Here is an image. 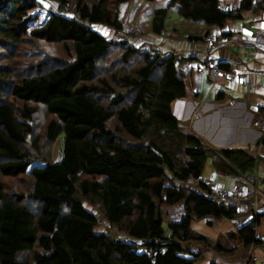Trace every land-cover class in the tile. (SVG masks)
Instances as JSON below:
<instances>
[{"label":"trees","instance_id":"obj_1","mask_svg":"<svg viewBox=\"0 0 264 264\" xmlns=\"http://www.w3.org/2000/svg\"><path fill=\"white\" fill-rule=\"evenodd\" d=\"M45 1L0 0V264H197L204 252L189 242H210L194 219H239L254 208L215 202L196 178L210 158L217 173L239 176L253 172L260 157L247 148L212 150L174 117L172 102L187 94L176 55L149 42L112 41L90 27L124 31L121 6L130 0ZM169 6L223 26L245 10H264V0H242L230 10L220 0ZM155 26L161 32L165 24L158 29L156 19ZM46 45L62 47L67 57L46 54ZM114 47L129 67L119 74L126 95L113 109L100 98L115 90L99 63ZM39 110L52 116L44 136L34 124ZM61 135V155L52 161ZM45 148L48 155L37 160ZM24 177L26 189L7 184ZM165 205L185 210L167 227ZM101 216L135 242L98 233ZM261 216L240 226L243 245L264 246ZM226 237L215 244L218 252L226 251Z\"/></svg>","mask_w":264,"mask_h":264},{"label":"crops","instance_id":"obj_2","mask_svg":"<svg viewBox=\"0 0 264 264\" xmlns=\"http://www.w3.org/2000/svg\"><path fill=\"white\" fill-rule=\"evenodd\" d=\"M241 1L220 0V8L230 10L239 7ZM149 3L152 11L149 12L147 21L152 32L145 34L140 40L137 39L138 35L134 41L137 44L152 43L161 52L178 57L179 70L185 73L187 94L172 102L174 117L200 137L204 145L212 150L252 149L254 155L260 157L254 171H257L260 187L264 191V143L261 141V132L253 124L256 118L264 117V10H259V13L245 10L241 19H230L223 26L204 25L201 23L204 21H197L201 26L196 31L194 26L183 27L185 22L180 20L178 26L173 22L169 23L167 7L154 5V1ZM167 6L169 7V4ZM159 10L162 11L159 13ZM130 11L131 7L126 10V15ZM163 11H166L167 15L164 22L161 21ZM123 16L122 10L121 20ZM156 19L158 29L165 24L161 32L156 30ZM210 31L216 32L222 40L216 51L217 61L239 73L236 81H229L225 77L214 79L196 71L197 65L203 58L202 37ZM209 160L210 165H207L203 175L211 178L217 185L230 187L239 178L235 175L217 173L212 165V159ZM258 206L260 210L257 213L263 212V215L260 217L261 222L257 232L264 239V195L258 198ZM178 208L185 212L184 206ZM182 216L183 214L180 213V217ZM213 223L219 225L223 223L220 229L226 232L213 230L207 233L210 236L207 234L205 236L210 242L214 241L213 238H217L215 236H220L219 234H223L222 237L227 236L226 251L218 252L202 243L206 249L202 251L204 257L197 264H242L252 246L243 245L238 236L242 223L240 218L213 220ZM253 248L254 253L263 254L264 246H253ZM206 251L211 257H206Z\"/></svg>","mask_w":264,"mask_h":264},{"label":"rangeland","instance_id":"obj_3","mask_svg":"<svg viewBox=\"0 0 264 264\" xmlns=\"http://www.w3.org/2000/svg\"><path fill=\"white\" fill-rule=\"evenodd\" d=\"M153 1H154V5L167 7V9L169 10V16H168V22L169 23L173 22L176 24V26H178V22L180 20L181 22H185L183 27L188 26L190 28L191 26H194V27H196V31L199 30V27L201 26V24H198V22L196 20L189 19V18L182 16L181 14H179V12L177 11V8L175 6H169V7L167 6L170 3V0H153ZM45 4L47 6L53 5L48 0L45 1ZM122 6L123 7L121 8V11L123 10V13H124V16L122 17V20L124 22V31L117 32L114 29H112L111 27H109L105 24H102V23L91 24L90 27L92 29L100 32L101 34L105 35L106 37H108L112 41L124 40L125 38H128V39H130V42H132L136 45H140V44L135 43L134 39L138 35H139L137 37L138 40L143 39L142 36L144 37L145 34H149L150 32H152L150 29V25L147 21L148 14H150L152 11L151 10L152 9L151 3H149V1H146V0H131L130 3H125ZM130 7H131V11L129 12V14L127 13V15H126L125 12ZM221 7L223 8V4L221 5ZM134 9H136V11H134ZM199 21H201V20H199ZM230 22H232V21H230ZM201 23H203L204 25H208L206 22H201ZM45 53L48 55H51V56H53V55L58 56L59 55V56L67 57L64 49L62 47H59V46L46 45L45 46ZM122 53H123V51L121 48L118 49V48L114 47L111 49L109 54H107L103 59L100 60V63H99V68L103 72L102 77L108 79L109 82L111 81V83L113 85V89L115 90V92L112 94H102L100 96V98L103 100V102H105L108 106H111V108H113V109L118 107V105L113 104V101L118 99L121 96L120 93H124L126 95V91H127L126 85H125L124 81L121 79V76L119 75L120 73H124V71H126L129 67L128 66L129 64H123L121 62ZM133 59H134L133 61H135L136 59H139V58H137V56H135ZM126 67H127V69H125ZM115 75H116V78H114ZM110 78H112V80H110ZM51 118H52V116L47 115L44 110H39L38 113L35 115L34 124L36 126L37 132L41 136H44L46 124H47L48 120H50ZM113 123L115 125L114 121L111 122V124H113ZM62 145H63V135H61L59 137V140L53 149L54 155L52 157V161L58 159L59 156L61 155L60 150L62 148ZM44 155H48V149L47 148L43 149V151L40 154H38V155L36 154V156L40 157V158H36V159L41 160L42 158H44ZM210 162L211 161L208 159L206 167H208L210 165ZM38 163H39V161H38ZM190 182H191L192 186H195L196 188H200V186L197 183H195L194 180L190 181ZM7 184L10 187H13V188L15 187L16 190H14V191L18 192V189L21 190V189H26L28 187L29 178L24 177V178H18V179H8ZM207 195L209 196V193H207ZM180 206H183V205H180ZM178 207L179 206L174 207V206H170V205L163 206V214H164V219H165L164 226L167 227V223L169 221L177 222V221L181 220V218L183 216L180 217V213H181V215L182 214L184 215L185 212H183L182 209H180ZM96 208H98V207L97 206L91 207V210H95ZM240 210L245 211V209H240ZM97 213L100 214L99 211H97ZM260 214L263 215V212ZM256 215H258V213L253 211V212L248 213L246 215L239 216L238 218H240V221H242V223H241V225H242L245 221H248V220L256 217ZM212 220H214V219H212ZM212 220H210L209 218L207 220L194 219L193 227L197 232L204 234V235L212 232L213 230L222 231L223 229H220V228L222 227L223 223L219 225V223L214 224L212 222V224L208 225V222L212 221ZM237 223H239V221H237ZM96 231L98 233L107 232L108 234H110L116 240H119V241L128 242V243L135 242L132 239V237H130L127 234H125L124 232L120 231L118 228L114 227L113 225L111 226L107 221H105L102 218V216L100 217V225L96 229ZM222 232H226V230L222 231ZM219 235L220 236H215L217 238H213L214 239L213 242L209 241L211 249H215L214 246L217 243V241L218 242L221 241L223 234H219ZM208 236H210V235H208ZM211 237H214V236L211 235ZM215 240H216V242H215ZM189 245H190V248H193L195 251H198V252L204 251L206 249V246H203L202 242H189ZM211 251L212 250H209V252H211ZM206 252H207L206 257H208V256L211 257V255H208V251H206ZM213 253H214L213 255L215 256V252H213ZM222 257H225V256H222Z\"/></svg>","mask_w":264,"mask_h":264},{"label":"built area","instance_id":"obj_4","mask_svg":"<svg viewBox=\"0 0 264 264\" xmlns=\"http://www.w3.org/2000/svg\"><path fill=\"white\" fill-rule=\"evenodd\" d=\"M202 41L203 58L197 65L196 71L200 74L209 75L214 79L225 77L229 81H236L239 73L235 70L223 68L217 61L216 51L221 45L222 40L216 32L210 31L206 33L202 37ZM253 124L261 132V135L264 136V117L256 118ZM196 181L207 187L210 198L217 203L235 204L239 209H248L252 205L255 212L260 210L258 198L260 195H264V191L260 187L257 171L246 174L239 173V179L230 187L217 185L211 178L203 174L199 175ZM253 251L254 248L252 246L242 264H264V251L262 255ZM148 254L152 255L153 253L148 251Z\"/></svg>","mask_w":264,"mask_h":264},{"label":"snow or ice","instance_id":"obj_5","mask_svg":"<svg viewBox=\"0 0 264 264\" xmlns=\"http://www.w3.org/2000/svg\"><path fill=\"white\" fill-rule=\"evenodd\" d=\"M41 2H43V0H41Z\"/></svg>","mask_w":264,"mask_h":264}]
</instances>
